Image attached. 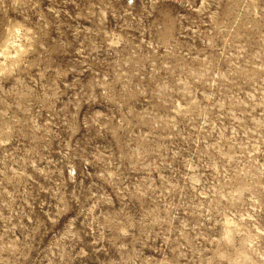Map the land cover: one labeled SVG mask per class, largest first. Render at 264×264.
I'll return each instance as SVG.
<instances>
[{
  "label": "rangeland",
  "instance_id": "obj_1",
  "mask_svg": "<svg viewBox=\"0 0 264 264\" xmlns=\"http://www.w3.org/2000/svg\"><path fill=\"white\" fill-rule=\"evenodd\" d=\"M0 264H264V0H0Z\"/></svg>",
  "mask_w": 264,
  "mask_h": 264
}]
</instances>
